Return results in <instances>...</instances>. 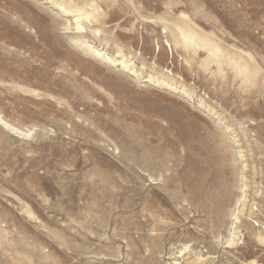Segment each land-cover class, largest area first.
Instances as JSON below:
<instances>
[{
	"label": "rangeland",
	"instance_id": "obj_1",
	"mask_svg": "<svg viewBox=\"0 0 264 264\" xmlns=\"http://www.w3.org/2000/svg\"><path fill=\"white\" fill-rule=\"evenodd\" d=\"M254 263L264 0H0V264Z\"/></svg>",
	"mask_w": 264,
	"mask_h": 264
},
{
	"label": "bare ground",
	"instance_id": "obj_2",
	"mask_svg": "<svg viewBox=\"0 0 264 264\" xmlns=\"http://www.w3.org/2000/svg\"><path fill=\"white\" fill-rule=\"evenodd\" d=\"M96 4V3H95ZM56 7V6H55ZM58 8H60V7H58ZM67 9V8H66ZM89 9V8H88ZM59 10V9H58ZM60 11V10H59ZM93 11V10H92ZM70 12V11H69ZM72 12V11H71ZM79 12V11H78ZM80 13V12H79ZM82 13V12H81ZM69 14H71V13H69ZM76 15V14H75ZM81 15V14H80ZM80 15H76V16H79L78 18H74L75 19V22H73L74 24L76 23V26L78 27V30L79 29H82V26H80L79 25V23H78V20L82 17V16H80ZM91 15V13H86L85 14V17H89ZM67 17V16H66ZM73 17H74V14H73ZM92 17V16H91ZM66 19V18H65ZM74 19H72L73 21H74ZM70 22H71V18H70ZM66 28V27H65ZM68 28H70V27H68ZM84 28V27H83ZM72 42H73V40H72ZM79 42H81V41H79ZM76 43V42H75ZM75 45V44H74ZM84 50V49H83ZM87 51H89V52H91V54H93L94 56H96V58L97 57H99L100 56V54H99V52H98V50H87ZM87 54V53H86ZM103 56V55H102ZM106 58V57H105ZM103 60L105 61V59H104V57H103ZM114 62V61H113ZM118 64V63H117ZM121 64V66L122 67H125L126 68V66H124V64L123 63H120ZM9 127V126H8ZM23 133V132H22ZM255 264V263H254Z\"/></svg>",
	"mask_w": 264,
	"mask_h": 264
}]
</instances>
